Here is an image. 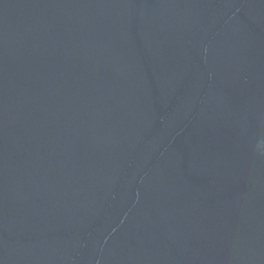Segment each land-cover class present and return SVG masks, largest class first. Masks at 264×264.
<instances>
[{"label": "water", "instance_id": "obj_1", "mask_svg": "<svg viewBox=\"0 0 264 264\" xmlns=\"http://www.w3.org/2000/svg\"><path fill=\"white\" fill-rule=\"evenodd\" d=\"M0 264H264V0H0Z\"/></svg>", "mask_w": 264, "mask_h": 264}]
</instances>
